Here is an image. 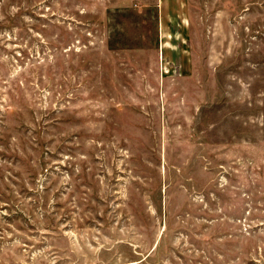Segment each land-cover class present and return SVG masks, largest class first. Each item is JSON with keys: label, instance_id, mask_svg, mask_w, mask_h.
<instances>
[{"label": "rangeland", "instance_id": "1", "mask_svg": "<svg viewBox=\"0 0 264 264\" xmlns=\"http://www.w3.org/2000/svg\"><path fill=\"white\" fill-rule=\"evenodd\" d=\"M0 264H264V0H0Z\"/></svg>", "mask_w": 264, "mask_h": 264}]
</instances>
